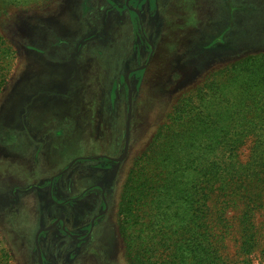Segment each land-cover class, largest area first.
Instances as JSON below:
<instances>
[{"label": "rangeland", "instance_id": "rangeland-1", "mask_svg": "<svg viewBox=\"0 0 264 264\" xmlns=\"http://www.w3.org/2000/svg\"><path fill=\"white\" fill-rule=\"evenodd\" d=\"M0 36V264H39L37 232L68 212L47 183L66 168L53 200L90 188L81 224L100 189L107 207L81 245L58 224L42 232L45 263L129 264L117 215L128 170L181 95L264 54V0H19ZM254 224L250 254L230 232L228 264H264V211Z\"/></svg>", "mask_w": 264, "mask_h": 264}, {"label": "trees", "instance_id": "trees-1", "mask_svg": "<svg viewBox=\"0 0 264 264\" xmlns=\"http://www.w3.org/2000/svg\"><path fill=\"white\" fill-rule=\"evenodd\" d=\"M18 3L0 0V18ZM259 211L264 54H253L211 73L173 103L127 172L118 230L129 264H228L223 251L232 230L240 251L255 248Z\"/></svg>", "mask_w": 264, "mask_h": 264}, {"label": "flooded vegetation", "instance_id": "flooded-vegetation-1", "mask_svg": "<svg viewBox=\"0 0 264 264\" xmlns=\"http://www.w3.org/2000/svg\"><path fill=\"white\" fill-rule=\"evenodd\" d=\"M67 169L68 168L62 170L55 176L51 177L47 183L48 192L50 193L49 197L52 200V202L56 205H61L63 208L67 209L68 212H67V216L65 214V216H63L60 219L56 217V220H53L48 227L40 229L37 232L34 243L37 251V258L39 264H46L45 259L40 251V247L38 245V237L40 236V234H42V232L48 231L51 228L53 229L58 224V226L56 227L58 228V230H60L62 236H66L69 240H74L76 245H81L84 243V240L87 238L86 235L90 233L93 225L97 221H99V219L103 216V213L105 212V209L107 207L104 191L103 189H100L101 191L100 197L98 198V201H94L93 203V206L97 208L96 214L92 217L90 221L81 224V204H83L81 203V194H85V195H87L88 193L90 194L91 193L90 188L85 189L83 193H81V190H77V192H75L73 195L69 193L68 198H63L62 200H57V201L53 200L54 190L57 189V186H55L56 185L55 181L57 180V178L61 177L62 174L64 173L63 171H66ZM85 226L88 227V232L85 235H83L81 234V229H84Z\"/></svg>", "mask_w": 264, "mask_h": 264}, {"label": "water", "instance_id": "water-1", "mask_svg": "<svg viewBox=\"0 0 264 264\" xmlns=\"http://www.w3.org/2000/svg\"><path fill=\"white\" fill-rule=\"evenodd\" d=\"M127 77V76H126ZM130 102V96L128 98V104ZM130 106L128 107V112H127V121H126V126H125V142H124V149H123V155L120 159H117L115 161L119 162L123 159V157L125 156V152L127 150V145H128V132H129V121H130Z\"/></svg>", "mask_w": 264, "mask_h": 264}]
</instances>
